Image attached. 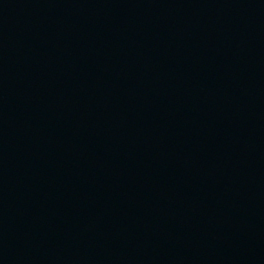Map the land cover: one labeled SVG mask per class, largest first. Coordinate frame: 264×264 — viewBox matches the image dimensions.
<instances>
[{
  "label": "water",
  "instance_id": "1",
  "mask_svg": "<svg viewBox=\"0 0 264 264\" xmlns=\"http://www.w3.org/2000/svg\"><path fill=\"white\" fill-rule=\"evenodd\" d=\"M0 264H264V0H0Z\"/></svg>",
  "mask_w": 264,
  "mask_h": 264
}]
</instances>
